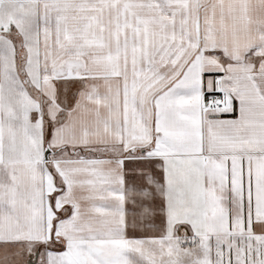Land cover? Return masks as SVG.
Masks as SVG:
<instances>
[{"label": "snow or ice", "instance_id": "1", "mask_svg": "<svg viewBox=\"0 0 264 264\" xmlns=\"http://www.w3.org/2000/svg\"><path fill=\"white\" fill-rule=\"evenodd\" d=\"M0 264H264V0H0Z\"/></svg>", "mask_w": 264, "mask_h": 264}]
</instances>
